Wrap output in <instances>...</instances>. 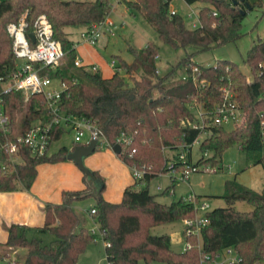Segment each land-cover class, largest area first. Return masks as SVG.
Wrapping results in <instances>:
<instances>
[{
    "label": "trees",
    "instance_id": "trees-1",
    "mask_svg": "<svg viewBox=\"0 0 264 264\" xmlns=\"http://www.w3.org/2000/svg\"><path fill=\"white\" fill-rule=\"evenodd\" d=\"M196 1L202 3L199 9L201 24L197 27L188 26L181 13L171 14L170 0L122 2L140 11L158 36L171 47L193 46L197 50L236 41L243 35L242 24L248 9L264 7V0L250 3L251 8H247L248 0L239 1V6L233 0H188L189 3ZM112 6V0H0V92L3 80L17 63L7 24L18 21L25 14L29 36L34 30L35 20L45 14L52 23L54 38L60 41L68 58L57 68L47 67L43 71L50 73L54 79L66 82L67 87L60 100L61 109L67 114L96 121L113 142L122 131L132 134L133 144L122 148L118 155L128 164L152 165L154 172L147 174V185L138 187L139 182L135 180L124 189L121 201L112 202L102 196L104 178L98 171L90 169L91 174L85 172L84 188L64 191L61 202L45 203L43 225L7 224L8 237L4 244L26 248L22 264H77L80 254L95 239V235L87 226L85 215L78 212L73 204L94 196V218L106 231L105 239L110 242L109 246H105L110 264H138L141 259L149 264L154 261L200 264V237L206 253L214 255L225 247L234 246L242 257L237 264H254L257 261L264 264V186L262 191H257L236 178L227 180L222 195L227 206L213 208L201 236H185L192 246L180 252L172 248L170 235L153 234L151 229L158 224L190 217L194 215V208L181 197L170 203L163 202L158 199V194L149 190L152 177L159 171L167 170L163 146L176 148L179 144L191 143L201 134L200 129L183 126V120L193 118L189 103L197 100L205 108L212 109L221 101L224 86L234 91L243 109V120L232 129L223 125L208 126L200 148L211 151L212 155L206 158L201 155L195 163L217 166L227 148L240 144L251 163L261 164L264 169L261 124L264 119V38L255 40L246 53L245 62L251 78L230 59H218L213 65H203L193 61L192 54H188L183 59L188 76L180 83L171 80L173 70L164 75L158 74L157 43L149 41L142 48L130 46L134 55L132 62L116 56L119 65L134 80L133 85L128 86L123 73L115 71L111 76H104L92 66L76 65L74 40L67 32L71 26L89 27L101 21L110 14ZM195 64L200 68L199 79L207 81L205 85L193 80ZM135 73L141 74L140 78ZM3 100L14 125L16 116L20 115L22 131L35 121L51 119L42 93L25 98L20 91L12 89L3 93ZM65 130L66 126H56L52 140L59 139ZM76 146L71 150L62 146L52 155L49 151L35 154L31 148L23 146L21 160L7 171H1L0 191L30 188L37 177L39 164L66 159ZM10 161L5 152H0V163L9 166ZM237 200H246L253 206L252 209L238 210L234 205ZM31 229L52 232L55 238L50 243H44L38 237H28Z\"/></svg>",
    "mask_w": 264,
    "mask_h": 264
},
{
    "label": "rangeland",
    "instance_id": "rangeland-1",
    "mask_svg": "<svg viewBox=\"0 0 264 264\" xmlns=\"http://www.w3.org/2000/svg\"><path fill=\"white\" fill-rule=\"evenodd\" d=\"M249 3H254L248 0ZM257 0H255L256 2ZM114 5L116 0H112ZM109 14V17L114 22V33L103 34L94 45L98 51V55L105 61H117L116 56H121L127 60L134 58L130 51V46L142 48L149 41H154L159 45L158 57L156 58L157 72L159 75H164L173 70L171 80L174 83L183 81V76L187 75V67L183 59L192 54V60L203 64L213 65L218 59H230L236 62L251 78V72L245 62L246 53L252 46L255 40H258L260 31L264 23H259L254 20V9H248V13L243 20L242 33L243 35L236 41L227 42L221 45H213L204 50H197L193 46L173 48L164 42L159 36L155 28L145 19L143 14L127 6L125 2L117 3ZM171 6L177 8L186 21V24L192 27L191 18L188 13L193 9L198 11L202 6L201 2L187 3L184 0H172ZM84 27L71 26L67 28L68 35L75 42L82 40L81 32ZM2 34H4L2 32ZM5 35V34H4ZM2 36V35H1ZM81 43L76 50V58H81L82 63L86 60L85 51L87 49ZM65 56L60 64L67 61ZM119 63V62H118ZM196 65V64H195ZM126 76V84L132 86L134 80L131 76L123 73ZM139 73H135L137 78H140ZM16 127L20 128V115L15 118ZM227 129L234 127L233 122L226 125ZM75 131L69 127L63 132L59 139L52 142L49 155L56 153L62 146H67L69 149L76 144L74 140ZM181 146V144H180ZM174 148L164 152L165 159L172 156ZM212 155V152L209 151ZM203 150L200 145L193 146L191 154L188 155V160L195 162L201 157ZM219 164L215 166V170L200 169L193 170L189 174V178L178 179L172 182L170 171H166L155 175L149 182V190L151 193L158 194L159 200L170 203L174 199L181 196H187L190 193H196L201 198L207 199L211 203V208L227 206L225 198L222 196L226 189V181L229 179H237L239 182L257 190L262 191L264 186V169L261 164H253L247 156L246 152L240 148V144L232 145L227 148L220 156ZM84 167L98 171L105 180V189L102 196L112 202L122 200L123 189L128 183L135 182L131 166L126 163L115 150L106 145L96 147V149L83 157ZM39 182V192L48 194L51 202H61L63 200V192L66 190L82 189L86 186L85 171L74 159L66 158L58 161H45L40 164L37 177L32 183ZM50 184V186H49ZM163 187L170 186L167 191H159L157 185ZM32 186V185H31ZM138 187H141L138 184ZM38 188V187H37ZM30 189V188H28ZM173 191V193H171ZM47 202V201H46ZM45 202V203H46ZM96 198L90 196L85 199L74 202L77 209L85 212V207H90L95 204ZM45 205V204H44ZM235 207L241 211L252 209V205L246 200H237ZM89 226L93 228L98 226L95 219L88 215ZM31 227H34L31 225ZM152 233L157 235L168 234L171 236L172 248L175 251H183L186 247V238L184 235L183 219L175 220L167 223L158 224L152 227ZM7 232L0 226V245L7 240ZM28 237H38L44 243H50L54 238V234L49 231H38L31 229L28 232ZM201 242V237H200ZM24 251H26V248ZM2 249L0 247V264H4L1 257ZM22 259V257H19ZM18 264V261L13 260ZM77 264H108L105 252V241L103 240L99 230L95 239L90 242L86 250L79 256ZM138 264H149L143 259ZM150 264H168L162 261H154Z\"/></svg>",
    "mask_w": 264,
    "mask_h": 264
},
{
    "label": "built area",
    "instance_id": "built-area-1",
    "mask_svg": "<svg viewBox=\"0 0 264 264\" xmlns=\"http://www.w3.org/2000/svg\"><path fill=\"white\" fill-rule=\"evenodd\" d=\"M123 0H116V4ZM171 14H177V8L171 6ZM189 3L188 0H184ZM115 4V5H116ZM191 4V3H189ZM112 9L116 7L112 2ZM214 14H217L214 11ZM191 18L192 27H197L201 24L199 17V10H192L188 13ZM28 22L25 14L22 15L18 21H12L7 24V32L12 39L13 53L16 58V68L3 80V89L0 92V152H5L10 158V164L0 163V170L7 171L21 160V149L23 146L31 148L35 154H44L50 150L53 142L52 133L56 126H66L75 131L74 140L78 144L88 145L93 140H96L98 146L106 145L114 149L115 144H119L122 148H127L133 144L134 137L122 131L115 139L111 141L105 131L92 119L80 117L72 114L65 113L60 107V100L63 91L66 89V82L60 79H54L50 73H43L47 67L51 69L57 68L65 57L66 52L62 47L60 41L56 40L53 36V26L45 14H41L35 20L34 30L36 39L34 44L30 36L27 34ZM114 22L107 15L101 21L89 27H84L81 32L82 41L91 45H95L98 39L105 33H114ZM75 46V44H74ZM158 54L156 55V58ZM76 65H82V60L76 58ZM111 66L114 71L125 73L122 66L117 61H111ZM93 69H98L96 64L92 65ZM200 68L195 65L192 70L193 80L201 85L207 83L206 79H199L198 74ZM187 75L183 78H187ZM12 89L20 91L25 98L37 93H42L47 101L51 119L48 121L38 120L35 121L31 127L22 131L13 124L12 119L7 112L3 100V93L9 92ZM222 99L212 109H207L197 100L189 103L190 109L193 111V118L183 120V126L200 129L201 134L196 137L191 143H182L174 148L172 156L165 159L166 171H170L172 182L178 179L189 178V174L193 170L209 169L215 170V166L209 163H195L188 160V155L191 154L193 146L200 145L205 137L207 127L210 125L225 126L229 122L234 125L243 120V109L237 102L234 91L224 86L222 89ZM262 124V135L264 137V119ZM136 149L134 148L133 151ZM171 150L170 146H163V151ZM204 158L211 156L209 150L202 153ZM132 169L133 176L141 186L147 185L146 176L154 172L152 165H144L131 163L129 164ZM159 171L157 174L166 172ZM169 185L163 187L158 184L159 191L169 190ZM173 193V191H171ZM187 203L192 204L194 208V215L186 217L184 221V235L201 236L202 229L209 223V212L212 210L211 203L207 199L201 198L196 193H190L187 196H181ZM87 212L94 218L96 213L95 207L87 208ZM95 219V218H94ZM96 221V220H95ZM97 222V221H96ZM98 224V222H97ZM91 232L97 236L99 230L105 246H109V240L105 239L106 231L101 229L99 224L90 228ZM192 246L191 241L186 239V247ZM200 248V264H237L240 263L242 257L239 251L234 246L225 247L223 250L218 251L214 255L206 253L202 249V243L199 244ZM8 264H17L15 261H9ZM110 264V262H108ZM254 264H260L255 262Z\"/></svg>",
    "mask_w": 264,
    "mask_h": 264
},
{
    "label": "crops",
    "instance_id": "crops-1",
    "mask_svg": "<svg viewBox=\"0 0 264 264\" xmlns=\"http://www.w3.org/2000/svg\"><path fill=\"white\" fill-rule=\"evenodd\" d=\"M250 1L255 2V0H250ZM263 9L264 7H258L255 8L252 12L254 14V20H256L257 22H262L259 23V25L264 23ZM259 34L260 35L258 36V38H264V26ZM81 43L85 45L84 47L88 51V53L83 51L86 57V60L83 61L84 65L92 66L93 64H96L98 66V70L104 76H111L115 72L113 67L111 66V62L102 60L101 57L97 54L98 51L96 50V48H94L95 47L94 45H91L82 40L78 41V44L77 42L74 41L76 50L77 48H81L80 47ZM124 59L127 60L126 58ZM133 59L127 61L132 62ZM39 167L40 164L38 165V171H39ZM0 174H1V170H0ZM37 183L39 182H36V184L34 183V185L32 184L30 189L18 188L11 191H0V226L2 228L4 227L6 232H7L6 225L11 223H21L29 226L33 225L34 227H38L44 224V220H45L44 204L46 201L47 202H51V201L49 200L50 196L48 194L46 195L38 191L40 189H39V184ZM130 184L132 183H128L126 186ZM126 186L124 187V189L126 188ZM93 205H91L90 207H92ZM73 206L78 212L83 213L85 215L86 224L88 227H90L89 219H88V215L90 216V214L87 212V208L89 207H85V212L84 211L81 212L79 211V209H77L78 208L77 205L73 204ZM7 236H8V232H7ZM0 247L2 249L1 257L4 261V264H8V262L13 260V258L18 261V264H22L26 255V251H24L23 247H9L4 243H1ZM19 257H22V259H20Z\"/></svg>",
    "mask_w": 264,
    "mask_h": 264
},
{
    "label": "water",
    "instance_id": "water-1",
    "mask_svg": "<svg viewBox=\"0 0 264 264\" xmlns=\"http://www.w3.org/2000/svg\"><path fill=\"white\" fill-rule=\"evenodd\" d=\"M239 1H243V0H233L234 4L236 5H238ZM246 5L247 8H251V4L249 2H247ZM242 12H245V10L242 9ZM29 36L34 42L36 39L35 34L30 33ZM96 144H97L96 140H93L88 145L79 144L68 154V157L74 159L80 166H82V168L87 174H91V170L89 168L84 167L83 157L92 153L96 149ZM114 150L115 152L119 153L121 151V146L119 144H115Z\"/></svg>",
    "mask_w": 264,
    "mask_h": 264
}]
</instances>
